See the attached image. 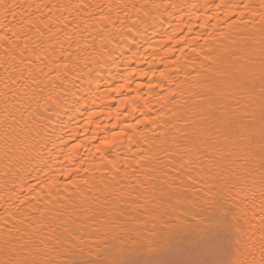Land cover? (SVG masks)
Instances as JSON below:
<instances>
[{
	"label": "snow or ice",
	"instance_id": "snow-or-ice-1",
	"mask_svg": "<svg viewBox=\"0 0 264 264\" xmlns=\"http://www.w3.org/2000/svg\"><path fill=\"white\" fill-rule=\"evenodd\" d=\"M0 46V264H264V0H0ZM101 81L134 123L74 137Z\"/></svg>",
	"mask_w": 264,
	"mask_h": 264
},
{
	"label": "bare ground",
	"instance_id": "bare-ground-1",
	"mask_svg": "<svg viewBox=\"0 0 264 264\" xmlns=\"http://www.w3.org/2000/svg\"><path fill=\"white\" fill-rule=\"evenodd\" d=\"M36 2H41V0H36ZM46 2H55V0H46ZM106 2V0H105ZM128 3H138L139 0H127ZM188 3L190 4H202L204 3V0H187ZM258 2V0H257ZM177 17L173 16V17H169L167 18L168 23H166L163 28L161 29V33L160 34H154L153 35V41L155 43H159L161 41V35L163 34V32L165 30L170 31L171 28L169 27V25H174L175 21H176ZM188 17H185V20H188ZM193 20V23L195 25V31H199V23H201L202 21H198L195 20V17L191 18ZM145 47H147L145 45ZM3 54V46H0V55ZM133 64V66H135V62H131ZM146 66V65H144ZM3 76V68L0 67V78H2ZM115 86V84L113 85ZM134 87V86H133ZM104 91V82L101 81L100 82V88L98 90L97 93V102L96 104H88V105H84V109H82V115L76 117V120L73 121L72 123H67L68 121V117L65 116L64 120L66 122V126L68 128V130L71 132V134L74 137H80L83 138L86 135H91V131H89V129H91L92 131H95V124L98 122L102 128L107 129V134L109 136H111L113 134V132H120L121 128H127V125L130 123H134L133 119H126L122 114L120 116V122H117L116 120V108L119 105V98H117L116 100H111L109 97L103 96L102 93ZM156 107H159V105H156ZM85 109L87 111H85ZM91 113H96V116L94 117V123L90 126H85L84 125V119ZM115 125V127H114ZM74 129H78V130H74ZM103 133H101L102 135ZM75 141H69V146H71ZM93 143H98V141H95ZM50 147V145H49ZM88 147H92V145H88ZM123 148L126 150L127 149V141L125 139L124 141V145ZM119 150V149H118ZM84 150L81 149V152H83ZM93 151H95V149L93 148ZM53 155H56L55 153ZM63 157H58V160L55 164H53L52 166L55 168H59V160H62ZM99 161V155L96 156V159L92 161L93 164H97ZM47 175V169H45L43 172H33L31 176H26L25 177V185L23 187V189H17L16 187H13V191H17V190H21L25 193L28 192V188L27 185L29 183H36V181L38 179H44ZM3 182H4V178L2 176V173H0V188L3 187ZM30 195V194H29ZM11 196V193L8 194V196H4L2 193H0V214L3 213L4 208L6 206V202L9 201V197ZM11 199L14 200L15 197L11 196Z\"/></svg>",
	"mask_w": 264,
	"mask_h": 264
}]
</instances>
